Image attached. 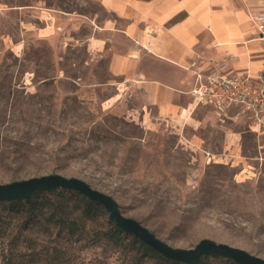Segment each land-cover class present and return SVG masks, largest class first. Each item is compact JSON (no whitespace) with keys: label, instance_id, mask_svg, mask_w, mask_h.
Wrapping results in <instances>:
<instances>
[{"label":"rangeland","instance_id":"1","mask_svg":"<svg viewBox=\"0 0 264 264\" xmlns=\"http://www.w3.org/2000/svg\"><path fill=\"white\" fill-rule=\"evenodd\" d=\"M103 18L115 16L99 0H0V182L76 175L173 246L210 237L264 257V124L196 102L194 72L175 85L152 65L112 69ZM45 208L0 201V264H170L103 235L105 207L71 210L72 232Z\"/></svg>","mask_w":264,"mask_h":264},{"label":"crops","instance_id":"2","mask_svg":"<svg viewBox=\"0 0 264 264\" xmlns=\"http://www.w3.org/2000/svg\"><path fill=\"white\" fill-rule=\"evenodd\" d=\"M99 2L115 16L97 25L109 39L114 37L112 69L152 65L156 75L175 85L192 76L194 64L210 68L222 58L227 59V71L253 80L264 69V39L255 21L264 12V0ZM164 69L169 70L165 77Z\"/></svg>","mask_w":264,"mask_h":264},{"label":"water","instance_id":"3","mask_svg":"<svg viewBox=\"0 0 264 264\" xmlns=\"http://www.w3.org/2000/svg\"><path fill=\"white\" fill-rule=\"evenodd\" d=\"M63 186L79 190L92 199L99 201L108 211L110 218L124 230L132 232L163 255L195 264L204 254H219L231 258L240 264H264V257L252 253L240 246L210 237L201 238L190 247L173 246L161 239L138 219L125 215L115 198L98 188L93 187L87 180L76 175H65L60 172H49L26 178L0 182V201L10 199H29L38 190Z\"/></svg>","mask_w":264,"mask_h":264},{"label":"built area","instance_id":"4","mask_svg":"<svg viewBox=\"0 0 264 264\" xmlns=\"http://www.w3.org/2000/svg\"><path fill=\"white\" fill-rule=\"evenodd\" d=\"M255 21L264 39L263 11L255 15ZM194 65L196 79L190 93L196 102L211 103L220 109L235 108L237 112L248 114L256 124H264V69L253 80L247 74L227 71L226 58L215 67Z\"/></svg>","mask_w":264,"mask_h":264},{"label":"trees","instance_id":"5","mask_svg":"<svg viewBox=\"0 0 264 264\" xmlns=\"http://www.w3.org/2000/svg\"><path fill=\"white\" fill-rule=\"evenodd\" d=\"M59 188V189H58ZM58 189V199L54 200L50 198L51 196H47V192L56 191ZM67 193L70 196L76 197L74 201L70 204L68 201L70 200L69 197L66 195ZM68 194V195H69ZM58 200V201H57ZM8 202V205L11 210L16 212H27V213H34V210L38 208L46 207L47 215L46 217L52 220L54 223L60 224L62 226H67L70 232L75 231L79 228V225L75 222L73 218L70 217L69 212L78 210L81 216L85 218H94L97 215L106 214V210L104 206L97 200L90 198L83 192L63 186H56L51 187L46 190H38L35 191L29 199H10L5 200ZM70 205V206H69ZM71 211V212H72ZM109 216V215H108ZM0 215V219H1ZM109 223L112 225V229L109 231H104L103 235L110 234L115 238H121L124 234H130L132 239L137 243L139 247V251H142L145 254H150L156 256L158 259L162 260L163 262H168L170 264H187L185 262L175 260L163 255L157 249L152 247L151 245L147 244L138 236L134 235L132 232L126 231L121 228L115 220L108 217ZM215 254V253H214ZM209 254H204L201 258L195 263L200 264L203 258H206ZM231 259V258H230ZM232 264H240L234 260H232Z\"/></svg>","mask_w":264,"mask_h":264}]
</instances>
